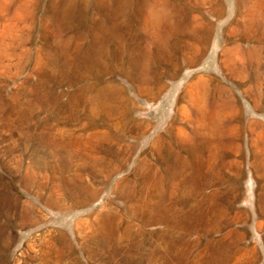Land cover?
<instances>
[{
	"label": "rangeland",
	"instance_id": "obj_1",
	"mask_svg": "<svg viewBox=\"0 0 264 264\" xmlns=\"http://www.w3.org/2000/svg\"><path fill=\"white\" fill-rule=\"evenodd\" d=\"M70 1L0 0V264H264V0Z\"/></svg>",
	"mask_w": 264,
	"mask_h": 264
},
{
	"label": "bare ground",
	"instance_id": "obj_2",
	"mask_svg": "<svg viewBox=\"0 0 264 264\" xmlns=\"http://www.w3.org/2000/svg\"><path fill=\"white\" fill-rule=\"evenodd\" d=\"M72 1V0H71ZM71 1H70V3H71ZM106 0H99V3L101 4V6L103 7L102 8V10L103 9H105V10H107V11H111V14H110V16H111V18H112V22L114 21V19H115V16L117 15V18H118V15H120V14H122L123 15V12H124V9H125V6L123 5H121L120 6V2H122V0L119 2V3H116V4H119V5H117L116 6V4L115 5H113V4H111V3H109L108 1H110V0H108L107 2H105ZM117 1H119V0H117ZM138 1V0H137ZM148 1V0H147ZM146 1V2H147ZM162 1V0H161ZM165 1V0H164ZM169 1V0H168ZM111 2V1H110ZM163 2V1H162ZM66 3V2H65ZM68 3V2H67ZM74 3V2H73ZM125 3H127V2H125ZM160 4V3H159ZM158 0H149V2L148 3H144V2H142V3H139L138 4V6H137V9H138V11H141V12H144L143 13V15H142V22H141V24H142V29H144V31H146V32H148L149 33V35H153V36H159V34H160V30H161V28H160V26L162 25V23H164L165 21H166V19H164L165 21L163 22V18H165V17H168V16H170V15H168L167 14V12H168V10L166 11V9L165 8H163V7H159L158 5ZM68 5V4H67ZM169 5H172V4H168V6ZM73 6V4H69L66 8H65V10H64V12L66 11L67 13H68V9H70L71 7ZM162 6V5H161ZM165 6H166V4H165ZM164 6V7H165ZM167 6V7H168ZM56 8V7H55ZM127 8V7H126ZM170 8V7H169ZM62 9V8H61ZM72 9V8H71ZM77 9V8H76ZM137 9L135 10V11H137ZM134 10V9H133ZM63 11V10H62ZM132 11V10H131ZM131 11H130V13H131ZM135 11H134V14H135ZM63 12V13H64ZM126 13V12H125ZM170 14V13H169ZM172 14V13H171ZM65 15V14H64ZM67 15V14H66ZM127 15H129L128 14V12H127ZM133 15V14H132ZM168 15V16H167ZM139 16H141V15H136L135 14V17H139ZM64 17H66V16H64ZM63 17V18H64ZM120 17H121V15H120ZM133 17H134V15H133ZM122 18H123V16H122ZM126 18V17H125ZM130 18V17H129ZM51 20V19H50ZM105 20V19H104ZM137 20H139V19H137ZM170 20V19H169ZM127 21H129V20H127ZM93 22V21H92ZM121 22V21H120ZM130 22V21H129ZM131 22H132V20H131ZM130 22V23H131ZM167 22V21H166ZM123 23V22H122ZM125 23V22H124ZM128 24V23H127ZM126 24V25H127ZM133 24V23H132ZM136 24V23H135ZM166 23H164V25H165ZM168 24V23H167ZM93 27L91 28H89L90 29V31L88 32V34L87 35H90V36H92V39H91V42L87 45V47L83 50V52L85 53V54H87V55H94V60L96 61V60H98L97 58H99V56H103V55H105V54H107V53H105L106 52V49H105V47H106V40L103 38L104 36H106V33H110L111 32V30L113 29V28H115V27H113V26H115V24L114 23H112L111 25H107V23H105V21L104 22H93ZM125 25V26H126ZM128 25H130V24H128ZM68 27V26H67ZM132 27V26H131ZM131 27L129 26V28L131 29ZM162 27V26H161ZM170 27V26H169ZM118 28V27H117ZM120 28V27H119ZM128 28V29H129ZM135 28H137V27H135ZM135 28H134V31H137V30H135ZM180 28V27H179ZM122 29V28H121ZM68 32V31H67ZM78 32V31H77ZM77 32H75V33H77ZM125 32V31H124ZM129 32H130V30H129ZM133 32V31H132ZM69 33V32H68ZM112 34V33H111ZM129 34H131V32L129 33ZM139 35H141L140 33H138ZM76 35V34H75ZM84 33L83 32H80L79 34H78V36H77V38L78 39H81L82 37L84 38ZM134 35V34H133ZM146 35H148L147 33H146ZM145 35V36H146ZM74 36V35H73ZM124 36V35H123ZM143 36V35H142ZM137 37V36H136ZM161 37V36H160ZM165 37V36H164ZM74 38V37H73ZM76 38V37H75ZM144 38V37H143ZM157 38V37H156ZM163 38V37H162ZM104 39V40H103ZM118 39H120L121 40V38L120 37H117V54L115 55V60L117 59V58H119V56L120 57H123V56H126L127 57V61L126 62H128V63H133V61L135 60V58L132 56L133 54V52L132 51H129L130 50V48L129 49H127L126 48V46H125V44L123 43V42H121L120 40H118ZM153 39H155V38H153ZM67 42H69V38H67ZM71 40V39H70ZM85 40V39H84ZM72 41V40H71ZM76 41H77V39H76ZM134 41V40H133ZM155 41V40H154ZM157 41H159V40H157ZM78 42V41H77ZM66 43V42H65ZM72 44V43H71ZM65 45V44H64ZM76 46V48H77V51H78V48H81L80 47V45H78V43L77 44H75ZM135 46H136V44H135ZM140 46V45H139ZM63 47V46H62ZM69 47V46H68ZM74 47V46H73ZM72 47V48H73ZM67 48V47H66ZM83 48V47H82ZM108 48H109V46H108ZM63 49V48H62ZM65 49V48H64ZM63 49V50H64ZM74 49V48H73ZM68 50H70V49H68ZM67 50V52H68V54L70 53L69 51ZM135 50V49H134ZM66 52V51H65ZM73 52V51H72ZM82 52V53H83ZM146 52V51H145ZM109 53V52H108ZM142 53V52H141ZM62 54H63V51H62ZM65 55V54H64ZM75 56H77V55H75ZM82 56V55H81ZM132 56V57H131ZM137 56H138V54H137ZM71 58V57H70ZM81 58V57H80ZM139 58H141L140 57V53H139ZM143 58V57H142ZM87 59V58H86ZM144 59V58H143ZM68 60H69V58H68ZM75 60V59H74ZM137 60V59H136ZM146 60V59H145ZM144 60V61H145ZM143 61V62H144ZM69 62H71V61H69ZM104 62H105V60H104ZM107 62V61H106ZM147 62V61H146ZM138 63V62H137ZM145 63V62H144ZM74 64V63H73ZM104 64V63H103ZM143 64V63H142ZM53 65V64H52ZM141 65V64H140ZM145 65V64H144ZM87 66V65H86ZM104 66V65H103ZM85 67V66H84ZM92 68V67H91ZM129 68V67H128ZM143 69H144V67H143ZM79 73V72H78ZM101 92V91H100ZM99 92V93H100ZM102 93V92H101ZM100 93V94H101ZM103 94V93H102ZM101 94V95H102ZM97 95H98V93H97ZM96 95V96H97ZM100 95V96H101ZM103 96V95H102ZM102 98V97H101ZM102 100V99H101ZM102 108V107H101ZM49 109V108H48ZM216 113V112H215ZM218 114V113H217ZM216 119V118H215ZM210 126V125H209ZM213 126V125H212ZM211 126V127H212ZM207 127V126H206ZM214 128V127H213ZM208 130V129H207ZM215 131V130H214ZM209 132H210V130H209ZM205 135V134H204ZM215 135V134H214ZM203 136V135H202ZM206 136V135H205ZM187 139H188V137H187ZM203 139V138H202ZM192 141H193V139H191ZM210 141H211V139H209ZM188 141V140H187ZM200 142V141H199ZM214 145V144H213ZM206 146L209 148V143L207 142L206 143ZM202 148H203V146H202ZM202 148L200 149V150H202ZM219 148V147H218ZM211 149V148H210ZM170 150V149H169ZM199 150V151H200ZM207 150V149H206ZM198 151V152H199ZM208 151V150H207ZM171 152V151H170ZM202 152H204L203 150H202ZM200 153V152H199ZM169 154V153H168ZM203 154V153H202ZM180 155V154H179ZM209 155H210V153H209ZM172 156V155H171ZM174 156V155H173ZM203 158H205V157H203ZM184 159V158H183ZM174 160V159H173ZM192 160V159H191ZM196 160H197V158H196ZM203 162V161H202ZM183 163V162H182ZM188 163V162H187ZM178 165V164H177ZM190 166V165H189ZM182 167V166H181ZM199 167H201L200 165H199ZM237 168V167H236ZM183 170V169H182ZM181 170V171H182ZM178 172V171H177ZM201 172V171H200ZM182 173V172H181ZM179 174V173H178ZM181 175V174H180ZM183 175H185V173L183 174ZM182 175V176H183ZM185 177V176H184ZM200 178V177H199ZM194 179V190H199L200 189V187H196V186H200L199 184H197L196 183V179H198V178H196V176L193 178ZM162 181V180H161ZM184 181H186V180H184ZM157 183H159V182H157ZM187 183V182H186ZM174 184V183H173ZM180 184V183H179ZM156 185V184H155ZM158 185V184H157ZM186 185V184H185ZM159 187V186H158ZM178 187V186H177ZM202 187V186H201ZM162 193V192H161ZM198 193V192H197ZM197 193H194V194H197ZM198 195V194H197ZM237 195V194H236ZM153 196H155V195H153ZM204 197V196H203ZM151 199H152V197H150ZM154 198V197H153ZM194 199H196V197L194 198ZM203 199V198H202ZM197 200V199H196ZM189 201V200H188ZM198 201V200H197ZM196 202V201H195ZM234 202V201H233ZM152 203V202H151ZM161 203V202H160ZM145 205H147V206H150L149 204H146L145 203ZM162 205V204H161ZM153 210H156L157 208L156 207H151ZM156 208V209H155ZM164 208V207H163ZM165 209V208H164ZM194 210H195V212L197 213V219H199V220H202L203 218H204V216H202V214H203V211H202V206H201V202L200 201H198L197 202V204H195V206H194ZM162 211V210H161ZM164 211V210H163ZM207 211V210H206ZM166 212H163L161 215L162 216H160L159 218H157L156 216H150L148 219H146V220H144V221H142V226H145V225H148V224H160L161 222H164V220L166 219ZM195 214V213H194ZM171 216V215H170ZM118 218V217H117ZM168 218V217H167ZM194 218H195V216H194ZM117 220V219H116ZM198 220V221H199ZM103 222V221H102ZM116 222V221H115ZM137 224V223H136ZM183 224V223H182ZM100 225V224H99ZM104 225V224H103ZM106 225V224H105ZM131 225V224H130ZM97 226V225H96ZM109 227V226H108ZM129 227V226H128ZM103 228H105L104 226H103ZM110 228V227H109ZM108 228V229H109ZM106 229V228H105ZM111 229V228H110ZM127 229H129V232H130V228H127ZM139 229H140V227H139ZM101 231V230H100ZM112 231V230H111ZM134 232V231H133ZM166 232V231H165ZM157 233V232H156ZM93 234V233H92ZM192 234V233H191ZM126 235V234H125ZM128 236V235H127ZM130 236V235H129ZM130 238V237H129ZM108 239V238H107ZM122 245V244H121ZM151 246V245H150ZM165 247V246H164ZM166 250V249H165Z\"/></svg>",
	"mask_w": 264,
	"mask_h": 264
}]
</instances>
